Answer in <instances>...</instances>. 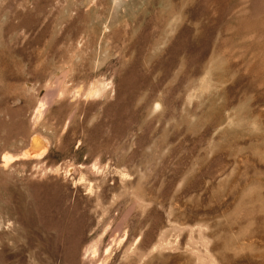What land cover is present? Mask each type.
I'll return each mask as SVG.
<instances>
[{
	"label": "rangeland",
	"instance_id": "1",
	"mask_svg": "<svg viewBox=\"0 0 264 264\" xmlns=\"http://www.w3.org/2000/svg\"><path fill=\"white\" fill-rule=\"evenodd\" d=\"M0 264H264V0H0Z\"/></svg>",
	"mask_w": 264,
	"mask_h": 264
},
{
	"label": "bare ground",
	"instance_id": "2",
	"mask_svg": "<svg viewBox=\"0 0 264 264\" xmlns=\"http://www.w3.org/2000/svg\"><path fill=\"white\" fill-rule=\"evenodd\" d=\"M49 96V95H48ZM48 96L47 95H45V98H48ZM43 103H40L39 104V106L37 107V109H36V115L37 116H40V114H41V111H42V109H43ZM42 137L41 136H39V135H36V134H34L32 137H31V143L32 144H34V145H36V146H39L41 143H42ZM36 148V147H35ZM35 148L33 147L31 150H29V151H26V152H24V156H26V157H29V156H36V155H38L37 153H36V150H35ZM42 151H43V149H42ZM5 160L6 159H11V156H4L3 157ZM13 158V157H12ZM88 250V249H87ZM86 254H84V256H85Z\"/></svg>",
	"mask_w": 264,
	"mask_h": 264
}]
</instances>
